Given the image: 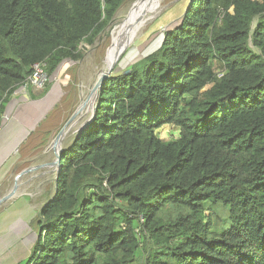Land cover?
<instances>
[{
  "label": "trees",
  "instance_id": "1",
  "mask_svg": "<svg viewBox=\"0 0 264 264\" xmlns=\"http://www.w3.org/2000/svg\"><path fill=\"white\" fill-rule=\"evenodd\" d=\"M125 1L0 0V122L35 64L52 83ZM187 4L103 82L22 264H264V0Z\"/></svg>",
  "mask_w": 264,
  "mask_h": 264
},
{
  "label": "rangeland",
  "instance_id": "2",
  "mask_svg": "<svg viewBox=\"0 0 264 264\" xmlns=\"http://www.w3.org/2000/svg\"><path fill=\"white\" fill-rule=\"evenodd\" d=\"M133 1L134 0H126L123 3L112 21L98 35L91 46L84 45L80 47L82 52L81 60L77 62L66 61L59 67L57 74L51 81L52 83L47 81V78L45 77L44 85L41 88L28 83L27 86L14 92L2 116L0 122V132L5 126H8V124L12 122L14 116L17 118L15 123L20 126H26L27 124L33 122V120L38 116L39 117L33 123L34 128L28 136L26 135V140L22 141V145L16 150V153L11 157L6 155L7 158H1L0 163L3 162L4 159H10L8 161L6 160L7 163L5 165H0V189H2L0 190V197L2 196L1 194L4 187L6 186L9 188L8 186H11L14 183L15 177H20L21 174L24 173L30 166H36L37 164L46 165L55 162V155L52 154L46 156V153L43 154L42 152H45L49 145L56 140L59 134L67 127L72 119L75 118L76 120V128L90 119L92 107L89 108V106L92 105V99L88 101L86 109L83 113L80 115L76 113L82 102L96 87L99 79L98 76L97 78L93 77V65L96 66V63L98 64L101 62L103 54L109 46L111 30L128 13ZM187 3L188 0H163L162 7L164 11H162V14L150 27L147 28L144 37L136 43L135 46L128 48L123 53L119 61L115 64V67L112 68L110 72L104 74L107 75L105 80H107L112 74H116L118 72L128 74V69L134 61L154 53L160 45L161 35L163 39V32L178 23L179 19L186 10L188 5ZM101 38L105 39L101 41ZM83 75L85 76L83 77ZM105 80L102 81L101 86ZM47 83H49V85L46 93L41 94L44 90L45 84ZM55 86L56 89H54ZM50 93H52L51 96ZM157 135L161 139L170 140L177 138L178 132L177 129L172 126H164L157 131ZM70 138L64 146H67V144L72 141V137ZM3 140L6 141L7 137H4ZM13 170L15 171L13 172ZM42 170L45 171L43 168L39 170L33 169L31 176H34L36 179L31 181L30 184L29 182L26 183V185L28 186V189H31L32 187L39 185L41 182L44 183V181H47L44 183L46 186L45 189H42L43 191L31 194L30 196L25 192L14 196L16 188H12L10 190L11 198L5 200L0 206V254L3 253L4 249L15 244L17 241L15 234L8 233L16 228L21 220H25L29 223L26 227L22 228L27 231L21 238V242L25 246L24 251L26 252H23L22 254L21 252L18 253V249L14 251L13 253H15V255L10 256V264H22L30 255V249L35 241L34 226L37 219V211L40 210L41 207L44 206L55 193L56 172H53L54 177H52L54 179H51L52 177H47V179H45L39 177V174L43 172ZM12 173L13 175H11ZM29 185L31 188H29ZM16 186L20 185L17 183ZM48 193L49 195H47ZM31 239L32 241H30ZM8 255L9 254L5 252L3 254V258L6 260Z\"/></svg>",
  "mask_w": 264,
  "mask_h": 264
},
{
  "label": "bare ground",
  "instance_id": "3",
  "mask_svg": "<svg viewBox=\"0 0 264 264\" xmlns=\"http://www.w3.org/2000/svg\"><path fill=\"white\" fill-rule=\"evenodd\" d=\"M162 4H163V0H134L132 2L128 13L111 30L109 46L105 50V52L103 54V57L101 59V62L98 61L99 63L98 64L96 63V66L93 65V70H92V72H93L92 74L94 75L93 77L97 78V76H98V78H99L101 75H103L105 73H108L112 68L115 67V64L119 61V59L121 58L123 53L128 48H131V47L135 46V44L138 43L144 37V35H145L146 31H147V28L150 27L158 19V17L162 14V11H164L163 7H162ZM115 23H116V21H115ZM104 39L105 38H101V41L104 40ZM88 61H89V59H88ZM89 69H88V71H89ZM84 76L85 75H83V77ZM90 83H92V82H90ZM95 88L86 97V99L84 101L82 100L83 102H82V104H81V106H80V108L78 110L79 111L78 112L79 115L81 113H83V111L86 109V105H87L89 100L92 99V104L95 101ZM54 89H56V86L54 87ZM51 94L52 93H50V96H51ZM91 106L92 105H90L89 108H91ZM37 118L34 119L33 122L27 124L26 126H20V125H17L15 123L17 118H16V116H14L12 122L10 124H8V126H5L1 130V132H0V161H1V158L6 157V155L11 157L12 155H14L16 153V150L22 145L21 144L22 141L26 140V135L28 136L30 134V132L32 131V129L34 128L33 123L37 120ZM76 124L77 123H76V120L74 118L67 125V127L63 130V132H62L63 135H61L56 140L54 139L55 141H53L49 145V147L45 150V152H42V153L43 154L46 153V156L47 155H52V154L55 155V153L57 152L59 147L62 144L64 145L68 140L71 139L70 138L71 136H69V135H71V132H73L76 129ZM4 137H7L6 141L3 140ZM50 158H51V156H50ZM52 158H53V156H52ZM6 160L7 159H4V161L1 162L0 165L1 164L5 165L7 163ZM25 161H26V159H25ZM35 161H38V160H35ZM39 161H40V159H39ZM50 163H52V162H50ZM34 164H37V163H34ZM41 168L45 169V171L42 170L43 172H41L39 174L40 178L47 179V177L49 178V177H52L54 175L53 172H56V167H55V165L53 163L52 164H46V165L45 164L44 165L37 164L36 166H34V165L30 166L24 173L21 174L20 177H17V176L15 177L14 183L11 186H8L9 188H7L6 186L4 187V190H3L2 194H1L2 196L0 197V206L2 205V203L5 200L11 198L10 190L12 188H16V192H15L14 196H16L17 194L23 193V192H25L27 195L30 196L31 194H35L37 192L43 191L42 189H45V186H46L44 183H46L47 181L46 182L44 181V183L41 182L39 185H37L35 187H32V188L29 185L30 186L29 188H31V189H28L27 188L28 186L26 185V183L29 182V184H30L31 181L36 179L34 176H31V172L33 171V169L34 170H36V169L39 170ZM14 171L15 170H13V172ZM11 175H13V173ZM53 177L51 179H54ZM17 183L20 186H16ZM34 184H38V183H34ZM3 185H5V184H3ZM0 188H1V185H0ZM0 190H2V189H0ZM44 195H43V197H44ZM47 195H49V193ZM37 200H39V199H37ZM37 200H36V202H37ZM38 212H39V210L37 211V215H38ZM37 215H36V217H37ZM28 224L29 223H27L25 220H23V221L21 220L18 223V226L8 233V234H10V233L15 234L16 238H17V241L15 242V244L10 245L8 248L4 249L3 253L0 254V263L1 264H10V256L11 255H15V253H13V252L16 251L17 249L19 251L18 253L21 252L23 254V252H26V251H24L25 250V246L21 242V240H22L21 238L27 232L26 229H22V228L26 227ZM6 239H9V238H6ZM6 241H8V240H6ZM30 241H32V239ZM8 250H10V251H8ZM5 252H7V254H9L8 258L6 260L3 258V254ZM20 257H21V255H20Z\"/></svg>",
  "mask_w": 264,
  "mask_h": 264
},
{
  "label": "water",
  "instance_id": "4",
  "mask_svg": "<svg viewBox=\"0 0 264 264\" xmlns=\"http://www.w3.org/2000/svg\"><path fill=\"white\" fill-rule=\"evenodd\" d=\"M163 40V39H162ZM162 43V42H161ZM161 46V44H160ZM160 46L158 48H160ZM112 70V69H111ZM110 72V71H109ZM107 78V75H101L97 81V84H96V88H95V101L93 102L92 104V114H91V117L90 119L85 122L84 124H82L81 126L77 127L73 132H71V136L72 137V140L77 137L82 131H84L85 129H87L91 123L93 122L94 120V117H95V114H96V110H97V106H98V102H99V96H100V92H101V83L103 80H105ZM79 111H77L76 114H78ZM75 117V116H74ZM73 117V118H74ZM73 120V119H72ZM71 120V121H72ZM63 132V131H62ZM62 132L59 134V136L57 138H59L61 135H62ZM56 138V139H57ZM70 144V143H69ZM68 144V145H69ZM67 145V146H68ZM66 145L64 146L63 144L59 147V149L57 150V152L55 153V162L53 163L56 167V177H55V185H56V180H57V176L59 174V171H60V154L66 149L67 147Z\"/></svg>",
  "mask_w": 264,
  "mask_h": 264
},
{
  "label": "built area",
  "instance_id": "5",
  "mask_svg": "<svg viewBox=\"0 0 264 264\" xmlns=\"http://www.w3.org/2000/svg\"><path fill=\"white\" fill-rule=\"evenodd\" d=\"M44 68L45 65L40 63V64H35L32 67V75L29 78V83L32 84L33 86H36L38 88L43 87L44 82H45V73H44Z\"/></svg>",
  "mask_w": 264,
  "mask_h": 264
},
{
  "label": "crops",
  "instance_id": "6",
  "mask_svg": "<svg viewBox=\"0 0 264 264\" xmlns=\"http://www.w3.org/2000/svg\"><path fill=\"white\" fill-rule=\"evenodd\" d=\"M16 108V107H15Z\"/></svg>",
  "mask_w": 264,
  "mask_h": 264
}]
</instances>
